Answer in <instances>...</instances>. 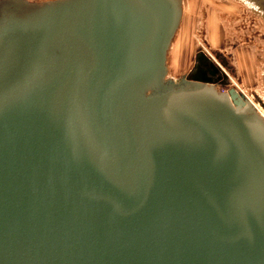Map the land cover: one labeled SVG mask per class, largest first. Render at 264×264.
Segmentation results:
<instances>
[{
  "label": "water",
  "instance_id": "water-1",
  "mask_svg": "<svg viewBox=\"0 0 264 264\" xmlns=\"http://www.w3.org/2000/svg\"><path fill=\"white\" fill-rule=\"evenodd\" d=\"M1 5L0 264H264V123L165 81L181 0Z\"/></svg>",
  "mask_w": 264,
  "mask_h": 264
},
{
  "label": "rangeland",
  "instance_id": "rangeland-1",
  "mask_svg": "<svg viewBox=\"0 0 264 264\" xmlns=\"http://www.w3.org/2000/svg\"><path fill=\"white\" fill-rule=\"evenodd\" d=\"M181 9L167 54L165 81L178 84L191 78L196 56L203 52L224 77L214 89L239 92L264 123L260 113H264V1L181 0Z\"/></svg>",
  "mask_w": 264,
  "mask_h": 264
},
{
  "label": "flooded vegetation",
  "instance_id": "flooded-vegetation-1",
  "mask_svg": "<svg viewBox=\"0 0 264 264\" xmlns=\"http://www.w3.org/2000/svg\"><path fill=\"white\" fill-rule=\"evenodd\" d=\"M6 1H8V2H15V1L24 2L23 0H5L3 3H5ZM261 1H264V0H261ZM0 5H1V1H0ZM1 6H0V15L4 13L3 10L6 11L5 13H7L11 10H14L17 7L16 5H9L7 7V9H3ZM181 11H182V9H181ZM180 19H181V17H180ZM194 67H195V73L193 74V76H191V78L189 77L186 80L197 81L201 84H205L208 86H212L213 88L214 87L216 88L219 85V83H221L224 79L223 74L220 71V67L213 60L209 59L203 52H199L197 54L196 59H195V63H194ZM230 90L231 89H229L227 93L222 92V91H218V90L217 91L222 93V94H228ZM235 92L237 94L241 95L239 92H237V91H235Z\"/></svg>",
  "mask_w": 264,
  "mask_h": 264
},
{
  "label": "bare ground",
  "instance_id": "bare-ground-1",
  "mask_svg": "<svg viewBox=\"0 0 264 264\" xmlns=\"http://www.w3.org/2000/svg\"><path fill=\"white\" fill-rule=\"evenodd\" d=\"M246 104H248L249 105V107L251 108V109H253L252 107H251V105H250V103L249 102H247L246 101ZM254 110V109H253ZM260 113H261V116L264 118V113L263 112H261L260 111ZM258 117L261 119V117L258 115ZM261 121H262V119H261Z\"/></svg>",
  "mask_w": 264,
  "mask_h": 264
}]
</instances>
